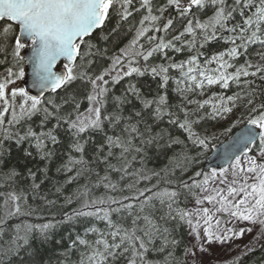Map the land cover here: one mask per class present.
<instances>
[{
    "label": "snow or ice",
    "instance_id": "snow-or-ice-1",
    "mask_svg": "<svg viewBox=\"0 0 264 264\" xmlns=\"http://www.w3.org/2000/svg\"><path fill=\"white\" fill-rule=\"evenodd\" d=\"M0 179V264L264 252V0H0Z\"/></svg>",
    "mask_w": 264,
    "mask_h": 264
},
{
    "label": "trees",
    "instance_id": "trees-1",
    "mask_svg": "<svg viewBox=\"0 0 264 264\" xmlns=\"http://www.w3.org/2000/svg\"><path fill=\"white\" fill-rule=\"evenodd\" d=\"M216 48H219V45H215L213 50ZM148 84H151V81H147ZM233 118L230 117L229 121H231ZM229 121H225L223 125H216L212 122H209L208 124L205 125L209 133H212L215 135L216 139L213 141V147H216L226 141L228 138H230L234 132L239 130L242 125H239L237 128L233 129L232 133H228L225 131V128L230 126ZM212 146V145H210ZM157 156H159L158 160H153L149 166H154V165H160L164 161V157L160 156L159 153H156ZM210 157L209 151H207L206 158L203 161V164H201V167H205L206 162L208 161ZM0 184H3V179H0ZM0 191H5L4 188H0ZM39 249V255L38 256H31L29 254L28 256H25L24 254L21 255V257L16 258L13 260V264H19L20 260H36L37 264H40L42 261L43 264H49V261H51V264H67V262L64 260V249L61 247H56L53 244H48L44 246H40L38 244L35 245ZM264 252H262L260 249L255 251L254 253H251L248 257H246V264H264ZM71 260H75L76 257L72 256L70 257Z\"/></svg>",
    "mask_w": 264,
    "mask_h": 264
},
{
    "label": "water",
    "instance_id": "water-1",
    "mask_svg": "<svg viewBox=\"0 0 264 264\" xmlns=\"http://www.w3.org/2000/svg\"><path fill=\"white\" fill-rule=\"evenodd\" d=\"M29 77H30V70H29ZM235 135H239V131H237ZM231 142H232L231 139H229L225 143H223L222 145H220L219 147L213 150L210 159L208 160V163L205 166L207 169L226 166L224 160V151H225V147L227 145H230Z\"/></svg>",
    "mask_w": 264,
    "mask_h": 264
},
{
    "label": "rangeland",
    "instance_id": "rangeland-1",
    "mask_svg": "<svg viewBox=\"0 0 264 264\" xmlns=\"http://www.w3.org/2000/svg\"><path fill=\"white\" fill-rule=\"evenodd\" d=\"M214 147L213 146H210L209 149L207 151H209V153L211 154V152L213 151ZM251 237L250 236H245L243 238V241H248L250 240ZM239 242V241H238ZM259 248H257L258 250ZM256 250V251H257ZM214 251L218 254L217 258L220 259V260H223L224 259V253L219 249V248H216L214 249ZM207 259V258H206ZM213 264H216V259H213Z\"/></svg>",
    "mask_w": 264,
    "mask_h": 264
}]
</instances>
